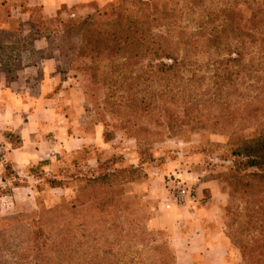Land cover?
I'll return each instance as SVG.
<instances>
[{
    "label": "trees",
    "instance_id": "trees-1",
    "mask_svg": "<svg viewBox=\"0 0 264 264\" xmlns=\"http://www.w3.org/2000/svg\"><path fill=\"white\" fill-rule=\"evenodd\" d=\"M255 2L116 0L84 17L59 21L54 37L61 40L62 57L81 62L76 70L95 87L88 97L94 100L99 89L104 91L96 103L100 118L107 113L112 121H101L104 143L119 129L146 140L155 134L152 125L162 129L168 122L211 121L229 133L233 186L243 211L239 221L234 217L225 227L239 250L238 264H264V123L251 138L241 127L264 114V81L247 83L254 73L264 72V62L263 68H254L250 56L261 40L258 28L264 27V1L258 10L251 6ZM241 6L251 13L244 16ZM5 14L0 6L1 20ZM5 36L0 34V44L17 35ZM19 64L1 71L14 78ZM240 84L247 90L242 96ZM19 143L17 136L13 145ZM98 159L95 167L74 163L75 171H84L66 177L61 169L45 179L53 188L75 185L77 197L54 211L37 212L15 238L8 239L4 227H13L18 219L3 220L0 264L176 263L168 244L157 243V234L143 222L150 215L141 219L135 202L121 194V187L145 178L141 167L121 165L114 157ZM47 162L51 160L30 164L29 175L42 178L36 171ZM10 173L16 181L10 188L0 186V197L25 185Z\"/></svg>",
    "mask_w": 264,
    "mask_h": 264
},
{
    "label": "rangeland",
    "instance_id": "rangeland-1",
    "mask_svg": "<svg viewBox=\"0 0 264 264\" xmlns=\"http://www.w3.org/2000/svg\"><path fill=\"white\" fill-rule=\"evenodd\" d=\"M114 1L116 0L112 2ZM256 1L258 2L251 3V6L258 10L264 0ZM240 11L244 16L251 13L245 6H241ZM258 29L261 40L255 45V48L251 49L250 55L254 68H260L264 62V27ZM21 40L16 37L11 40L8 49L0 50V73L1 69L13 70L17 68L22 52L20 49ZM53 41L55 44L61 43L59 38H54ZM4 42L6 41H2L1 45H6ZM62 43L64 42L62 41ZM261 54L263 59H261ZM73 59L72 56L62 57L58 68L62 75H65L67 82L78 88L82 94L83 102L80 111L82 112L81 121L85 123V132L94 131L95 126H100L103 129L101 123L103 119L112 123L107 113L102 115L103 118L97 114L96 103L102 100L104 91L99 89L97 98L94 100L88 97L87 93H93L95 87L90 84L82 72L76 70L81 62ZM204 64L205 61L202 65ZM263 73H254L253 78L247 83L261 85L264 81ZM238 86L240 95H245L247 92L246 89L243 90L245 85ZM263 115L260 114L259 118L246 125V128L244 124L241 126L244 129L242 132L245 137L251 138L257 134L261 124L264 123ZM152 128L155 134L148 135L146 140L143 137L134 138L128 130L119 129L115 131L114 139L105 143V147L94 144V149L85 147L75 153L65 152L54 162L44 163L38 168L36 172L44 180H40L42 178L34 179L29 175L31 165L18 167L14 163L7 162L3 158L6 151L0 148V186L3 188L13 186V181L16 180L13 179V174L10 171L17 173L19 179L22 180L20 182L25 183L23 186L13 188L10 194L0 197V227H4L2 223L4 219H18L13 227H4L5 236H8V239L11 235L15 238L20 232H24L27 222L36 220L37 212L42 211L43 214L45 210L54 211L75 199L78 195L75 185L53 188L45 182V179L58 174L61 169L63 170L60 173L65 174L66 177L74 172L84 171L82 168L75 171L74 163H77L78 166L95 167L97 157L101 161L114 157L121 165L141 167L145 178L139 182L124 185L121 187V194L128 201L135 202V210L141 219L150 215V218L143 222L149 230L157 234L155 236L157 243L165 242L171 248L170 233L166 230L151 229L149 221L157 214L164 213H168L173 219H179L185 215V211L182 212L186 210L184 208L193 204L197 207L209 204V211H204V214L216 212L221 228L226 235L225 224L231 222L234 217L239 221V216L243 211V204L238 199L233 186V158L227 151L229 133L216 127L211 121L204 120L194 121L184 126H172L168 122L162 129L153 127V125ZM8 133L7 140L12 145L15 144L18 135L12 132ZM180 186L186 187L194 195L193 202L185 199L182 203H172L171 195ZM236 227L237 225L234 224L233 228L236 229ZM229 242V257L231 258L233 254L239 256V261L236 263L238 264L241 261L239 250L231 243L230 239Z\"/></svg>",
    "mask_w": 264,
    "mask_h": 264
},
{
    "label": "crops",
    "instance_id": "crops-1",
    "mask_svg": "<svg viewBox=\"0 0 264 264\" xmlns=\"http://www.w3.org/2000/svg\"><path fill=\"white\" fill-rule=\"evenodd\" d=\"M112 1L0 0L6 10L5 19H0V34L22 39L21 69L14 78L8 72L0 73V148L6 151L3 158L7 162L18 167L45 159L54 162L65 152L91 144L106 146L100 126L85 132L82 94L59 71L62 56L53 40L59 35V21L84 17ZM4 44L0 50L8 49L11 41ZM8 132L20 138L17 146L7 140ZM209 207L193 204L184 208L185 215L179 219L164 213L149 221L151 229L169 231L175 264L239 261V256L229 257L230 242L217 213L204 214Z\"/></svg>",
    "mask_w": 264,
    "mask_h": 264
},
{
    "label": "built area",
    "instance_id": "built-area-1",
    "mask_svg": "<svg viewBox=\"0 0 264 264\" xmlns=\"http://www.w3.org/2000/svg\"><path fill=\"white\" fill-rule=\"evenodd\" d=\"M185 199H189L193 202L195 200V197L184 186L177 187L175 192H173V194L171 195L172 203H182ZM167 207H170V205H167Z\"/></svg>",
    "mask_w": 264,
    "mask_h": 264
}]
</instances>
